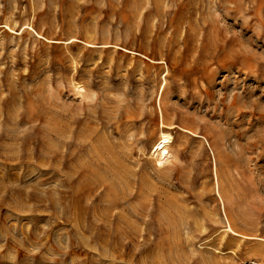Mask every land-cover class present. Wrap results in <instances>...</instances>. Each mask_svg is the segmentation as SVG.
<instances>
[{
    "label": "rangeland",
    "instance_id": "rangeland-1",
    "mask_svg": "<svg viewBox=\"0 0 264 264\" xmlns=\"http://www.w3.org/2000/svg\"><path fill=\"white\" fill-rule=\"evenodd\" d=\"M257 263L264 0H0V264Z\"/></svg>",
    "mask_w": 264,
    "mask_h": 264
},
{
    "label": "bare ground",
    "instance_id": "bare-ground-1",
    "mask_svg": "<svg viewBox=\"0 0 264 264\" xmlns=\"http://www.w3.org/2000/svg\"><path fill=\"white\" fill-rule=\"evenodd\" d=\"M79 88L81 89V91H83V88L81 86H79ZM186 130L193 131L191 129H186ZM172 133L166 128L161 129V134H160V138H159V141H158V148H161L160 151H161L162 155H160L159 158H160V162H162V163L167 162L168 155L171 152V149H172V145L171 144L174 143V138H173Z\"/></svg>",
    "mask_w": 264,
    "mask_h": 264
}]
</instances>
